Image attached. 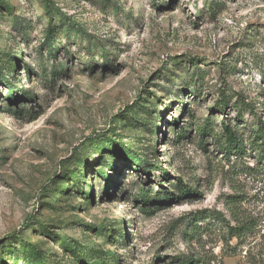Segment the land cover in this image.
Listing matches in <instances>:
<instances>
[{
  "label": "rangeland",
  "instance_id": "1",
  "mask_svg": "<svg viewBox=\"0 0 264 264\" xmlns=\"http://www.w3.org/2000/svg\"><path fill=\"white\" fill-rule=\"evenodd\" d=\"M0 1V264H264V0Z\"/></svg>",
  "mask_w": 264,
  "mask_h": 264
},
{
  "label": "trees",
  "instance_id": "2",
  "mask_svg": "<svg viewBox=\"0 0 264 264\" xmlns=\"http://www.w3.org/2000/svg\"><path fill=\"white\" fill-rule=\"evenodd\" d=\"M1 4L3 5V3H1L0 1V6ZM5 7V6H4ZM6 9H10V7H5ZM47 45L48 48L51 49V41H47ZM50 54L53 55V52H50ZM222 100H224V95L221 98V104L219 106V108H223L224 106V101L222 102ZM36 116L33 115L30 119H33ZM255 123H254V127L251 131V139L249 142V147L251 148V150H255V156L256 159L258 160V162L260 164L263 165L264 167V121L262 120V118L260 117H255ZM174 127L177 126V122H174ZM236 128V125L234 126H230L229 124H225L222 126V134H223V138H224V143H225V147H226V151L227 152H233L236 154H241V151L245 148L244 144H243V140L242 137L239 136V134L237 132H235L233 129ZM175 132L177 133V136L182 137L185 135L186 130L185 129H181L178 128L177 130H175ZM134 158L137 159V157L135 156ZM179 188V186H178ZM178 191H180L182 194H189V191L187 190H183V189H177ZM149 191L148 190H141L140 193V203L147 205L148 200H149ZM174 195H171L170 197L167 196H162L159 197L158 195H156L153 199L155 202L157 203H165V201H170V200H174ZM204 218H201L200 220H203ZM237 234V232H236ZM31 252H35L33 250V248L28 249ZM35 254V253H34ZM190 262H181L180 264H189Z\"/></svg>",
  "mask_w": 264,
  "mask_h": 264
}]
</instances>
